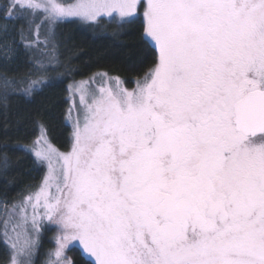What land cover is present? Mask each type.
Segmentation results:
<instances>
[{"label": "snow or ice", "instance_id": "1", "mask_svg": "<svg viewBox=\"0 0 264 264\" xmlns=\"http://www.w3.org/2000/svg\"><path fill=\"white\" fill-rule=\"evenodd\" d=\"M140 9L156 62L131 90L108 73L69 85L70 149L41 125L40 184L0 201L8 264H34L45 221V264H72L77 242L84 264H264V0H7L0 37L23 21L16 35L44 59L3 78V98L46 82L58 22L124 24Z\"/></svg>", "mask_w": 264, "mask_h": 264}, {"label": "trees", "instance_id": "2", "mask_svg": "<svg viewBox=\"0 0 264 264\" xmlns=\"http://www.w3.org/2000/svg\"><path fill=\"white\" fill-rule=\"evenodd\" d=\"M6 1L0 0L2 4ZM22 23L17 22L15 30L9 24V35L0 37V85L5 77L20 80L34 76L38 68L36 59H44L16 35ZM53 30L56 60L52 65L45 60V68L40 69L46 82L31 96L19 91L9 92L6 100L0 87V201L8 204L17 201L28 188L38 186L45 174L44 167L27 150L39 136L41 125L54 146L61 151L70 149L72 129L66 121L70 107L69 85L102 72L120 78L132 89L158 55L156 49L142 39L144 20L141 15L124 24L108 19L95 23L58 22ZM40 31L46 33V26ZM4 44L9 49L7 53L3 51ZM52 239L51 231L45 230L34 264H45L53 249ZM67 256L72 264H84L82 250L77 246L72 247ZM8 261L9 249L0 243V264Z\"/></svg>", "mask_w": 264, "mask_h": 264}, {"label": "rangeland", "instance_id": "3", "mask_svg": "<svg viewBox=\"0 0 264 264\" xmlns=\"http://www.w3.org/2000/svg\"><path fill=\"white\" fill-rule=\"evenodd\" d=\"M5 3H7V1L5 2ZM4 4H2L1 2H0V7H2ZM142 10V12H143V9H141ZM141 10H139V13L137 14V15H135L134 17H132V18H135V17H137V16H139V15H141V16H143L142 15V13L140 12ZM141 13V14H140ZM131 18V19H132ZM102 19H108V18H101L100 20H102ZM67 21H78V22H80L78 19H75V18H68V19H65L63 22H67ZM90 23H95V22H90ZM102 73V72H101ZM110 76V75H109ZM110 77H113V76H110ZM87 80V79H86ZM121 80V79H120ZM121 81H123V80H121ZM124 82V81H123ZM72 84H74V83H72ZM71 84V85H72ZM124 87H126V85H125V83H124ZM135 87V86H134ZM127 88V87H126ZM128 89V88H127ZM129 90H131V89H129ZM71 99H72V97H71V95H70V107H71ZM69 107V108H70ZM72 115H73V117L75 116V112H73L72 113ZM67 116H68V112H67ZM66 121H67V123H68V125L71 127V129H72V132H73V122H72V120H70V119H66ZM40 133H41V130H40ZM46 135H47V133H46ZM39 136H40V134H39ZM38 136V137H39ZM37 137V138H38ZM47 138L49 139V137H48V135H47ZM50 140V139H49ZM51 141V140H50ZM33 144V143H32ZM31 144V145H32ZM30 145V146H31ZM30 146H28L27 147V150L30 152V153H32V151L30 150ZM33 154V153H32ZM33 156H34V154H33ZM35 157V156H34ZM36 158V157H35ZM37 160V159H36ZM39 163V162H38ZM41 166H43L44 167V169H45V171H46V168H45V166L42 164V163H39ZM37 187V186H36ZM36 187H31V188H28L27 190H26V192H24L21 196H20V198L18 199V200H20L21 198H22V196L24 195V194H26L27 192H28V190L29 189H34V188H36ZM17 200V201H18ZM3 211V209L2 208H0V212H2ZM45 223V227L42 229V235H43V233H44V231L45 230H47V229H49L50 231H51V233H52V240H53V249L56 247V244H55V236L57 235V232H56V229H55V226L54 225H49L48 224V222H44ZM41 238H42V236H41ZM41 238H40V240H41ZM76 246L77 247H79L78 246V242H77V244H76ZM76 246H70L69 247V250L72 248V247H76ZM80 248V247H79ZM81 249V248H80ZM69 250H67L66 251V255L68 254V251ZM82 250V249H81ZM36 257V256H35ZM35 257H34V261H35ZM52 259H55V257L53 256L52 257ZM8 264V263H7Z\"/></svg>", "mask_w": 264, "mask_h": 264}]
</instances>
